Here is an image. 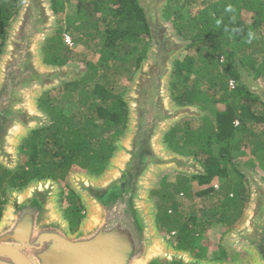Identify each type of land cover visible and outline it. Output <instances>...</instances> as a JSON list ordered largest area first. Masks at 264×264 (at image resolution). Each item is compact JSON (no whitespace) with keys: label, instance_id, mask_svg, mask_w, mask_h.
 Listing matches in <instances>:
<instances>
[{"label":"trees","instance_id":"1","mask_svg":"<svg viewBox=\"0 0 264 264\" xmlns=\"http://www.w3.org/2000/svg\"><path fill=\"white\" fill-rule=\"evenodd\" d=\"M68 1L50 0L53 14L63 12ZM75 1L78 8L74 20L64 27L58 26L45 39L42 60L52 66L69 64L70 49L64 35L98 54V60L85 61L79 78L64 81L39 96L37 107L48 117L47 123L22 139L18 147L22 158L14 169L0 165L1 194L10 189L20 190L34 181L59 182L76 167L89 175L102 173L117 149L116 142L127 129L128 106L118 85L124 72L138 70L150 40L140 0ZM172 1L178 4L174 9ZM194 1L165 0L162 17L174 34L188 40L185 49L189 50L174 59L169 91L176 105H196L205 113L194 122L186 119L174 123L165 133L163 143L173 152L193 156L203 170L191 177H177L168 190L164 182L150 195L155 196L158 231L174 232L175 248L201 258L204 252L202 248L196 250L194 244L200 234L214 223L224 228L234 224L249 199L250 190L238 158L246 153L245 149L264 158V102L243 80L245 74L264 83V55H257L258 50L264 51V46L261 40L262 48L254 41L261 36L257 26L264 24V0H209L203 9L190 15L189 6L195 5ZM20 2L0 0V55ZM82 2L93 6L85 8ZM242 11L251 13V24L240 19ZM191 47L201 50L198 58L190 53ZM197 62L205 66L195 70ZM192 74L200 79L210 77L206 85L196 84ZM230 80L235 83L232 88L228 87ZM69 104L81 109L66 114L62 106ZM213 104L220 107L211 112L212 117L208 110ZM198 119L200 122L194 126ZM258 165L264 179V160ZM245 166L253 169L254 163L248 161ZM230 172L235 173V179L228 178ZM193 185L197 188L194 194ZM177 194L200 199L184 214L175 198ZM66 200L63 214L69 225L76 228L83 207L72 190Z\"/></svg>","mask_w":264,"mask_h":264},{"label":"water","instance_id":"2","mask_svg":"<svg viewBox=\"0 0 264 264\" xmlns=\"http://www.w3.org/2000/svg\"><path fill=\"white\" fill-rule=\"evenodd\" d=\"M153 1L140 3L151 46L124 97L125 134L102 173L84 172L69 179L86 214L71 231L56 204L51 179L8 190L0 214V264H264V184L259 182L250 189L249 212L232 237L234 255H245L249 263L195 257L175 248L156 227L150 191L159 173L177 170L191 177L203 170L193 156L166 152L164 135L182 116L203 111L178 106L170 97L172 65L185 45L172 37ZM53 17L50 0H23L6 37L0 60V165L7 169L16 166L26 133L47 123L37 107L39 96L85 70L42 61L41 44L54 28ZM257 83L251 77L247 85L264 102V88Z\"/></svg>","mask_w":264,"mask_h":264},{"label":"rangeland","instance_id":"3","mask_svg":"<svg viewBox=\"0 0 264 264\" xmlns=\"http://www.w3.org/2000/svg\"><path fill=\"white\" fill-rule=\"evenodd\" d=\"M23 1V0H21ZM143 0H140V3ZM144 1H153V0H144ZM196 1V2H195ZM194 3L195 5H190L189 7H191V13H194L195 11L197 12L198 10L203 9L207 3H205V1H209V0H195ZM214 1V0H211ZM153 2H157L158 4L155 6L157 13L159 15V18L161 19V21L167 25L170 33L172 34V37L178 41L181 42L182 44H184L186 46V42L188 40H184L181 39L179 36H177L176 34H174L173 30L170 28L169 26V22L166 21L163 17H162V12H163V8H164V4H165V0H156ZM193 2V1H191ZM21 3V2H20ZM143 3V2H142ZM83 6H85V8H91L93 6V3H84L82 2ZM172 8H176L178 6V4L175 3V1H172L171 3ZM154 7V6H153ZM77 3L75 0H69L66 4H65V9L63 12H61L58 15H54V28L53 30H51L48 34V36H51L55 30L58 28V26H65L68 23L72 22L75 18L76 15V11H77ZM187 11V13H189L190 11H188L187 9H185ZM96 15L98 14V12L95 13ZM240 19L245 22L246 24H251L252 22V15L249 12L246 11H242ZM17 21V14L13 17V19L11 20L10 26L7 28V35L6 37L10 36L11 33V29L13 27H15L14 25L15 22ZM258 31H260L259 34H261V36H257L254 38L255 41V45L258 47H261V45L259 44V41L261 40L263 42V46H264V24H260L259 26H257ZM47 36V37H48ZM68 37V38H66ZM46 39V37H45ZM45 39L43 40L42 44H41V49L42 46H44L45 44ZM67 39V40H66ZM64 42L65 44L69 47L70 52H69V61L67 65H78L80 68H83L84 62L88 61V62H96L98 60V54L93 53L92 50H88L87 48H85L84 46H82L81 44H76L71 40V37L69 35H64ZM69 42V43H68ZM151 43L148 46V49L150 48ZM252 47V46H251ZM225 48L227 49L228 46L226 45ZM262 48V47H261ZM147 49V50H148ZM6 48H4V53H5ZM187 52H189V50H186L185 47H183L178 56L182 57L184 54H186ZM200 52L201 50L198 47H191L190 49V53H192L194 55L195 58H198L200 56ZM202 53V52H201ZM264 55V51L263 50H258L257 51V55ZM41 55V59L43 57L42 52L40 53ZM4 54H2V56L0 57V60L3 58ZM220 58V62H221ZM43 61V60H42ZM199 66H205V64H202L201 62H197L193 68L196 70L199 68ZM137 72V70H136ZM136 72L133 71V69L131 68V70H129V72H124L123 76L120 79L119 82V90L121 92H123V96L125 97L127 94H129L131 86H132V82L136 77ZM210 77V75H208V78ZM192 81H194L196 84H205L206 81L208 80V78H198L197 74H192L191 75ZM251 78V76H246L245 74H243V79H244V83L247 85V82L249 81V79ZM254 83L258 82L257 84L259 86H262L264 88V83L262 81H260V79L258 80H254ZM203 82V83H202ZM206 85V84H205ZM235 85L234 82H228V87L232 88ZM58 86V85H57ZM248 86V85H247ZM56 87V86H55ZM251 87V86H250ZM249 88V86H248ZM254 88V87H253ZM49 90V89H48ZM52 93H50L51 95L55 94V90L51 91ZM221 92V91H219ZM255 95L259 96L256 92ZM174 104V103H173ZM62 104H60L61 106ZM193 108H195V110H197L198 108L196 107V105L192 106ZM220 105L219 104H213L209 106V110L208 113L212 116L213 114H211V112L213 113V111L216 108H219ZM62 108L64 109V112L66 114L71 113L73 110H79L81 109V106H72V104L69 105H63ZM205 112L203 111V114ZM202 115V114H201ZM195 117H189V116H182L178 121L181 120H186V119H194L191 122H194L195 120H197ZM213 117V116H212ZM200 119H198L197 123L194 125L196 126L200 121ZM176 121V122H178ZM174 122V123H176ZM174 123H171L170 128L172 127V125ZM262 126H260L259 128L261 129ZM169 128V129H170ZM29 134V132L26 133L25 137ZM164 144V143H163ZM165 145V144H164ZM166 152H173L172 150L168 149L167 147L163 148ZM245 154L242 155L241 157L238 158V162L240 163V169L242 170V172L245 174V178L247 180L246 184L248 186L249 189H251L252 191L255 190L256 185L254 183L259 182L260 184H264V179L262 178V169H260L258 163L260 162V160H264V158H260L258 156H254L249 152V149H245ZM190 156V155H188ZM20 157L22 158V156L17 157L16 162L18 164V161L20 159ZM192 161H197L195 158L194 160L192 159ZM253 162L254 163V167L253 169L247 168L245 166V163L247 162ZM198 162V161H197ZM16 164V165H17ZM16 167V166H15ZM14 167V168H15ZM4 168V167H3ZM13 168V169H14ZM84 171L80 170L79 168H74L69 175L67 176V178L59 181V182H55L56 184V192H55V199H56V204L58 206L59 211L62 212V210L65 208V206L67 205V200H66V196L67 193L70 189L69 186V179L70 177H72L75 174H83ZM182 175H186L189 176V174H186L184 172L181 171H177V170H165L159 173V175L157 176L156 179V184L155 186L151 189V190H157L160 188V186H162V184H164V182L166 183L165 189L168 190V188H171L173 186V184L176 182V178ZM235 173L234 172H230L229 177L231 180L235 179ZM263 180H262V179ZM35 182V181H34ZM33 183V182H31ZM213 183L218 184L217 180L214 179ZM197 190V188L195 187V185L192 186L191 188V193L194 194V192ZM250 190V194L253 193ZM151 192V191H150ZM249 196H252V194ZM7 196H8V191H6L4 194L0 193V207H3L6 203L7 200ZM151 198L155 199L154 195H150ZM176 200L180 203L179 209L181 211L184 212V214H187L189 211V207L192 204H195L198 202V200L200 199V197L197 196H193L191 197H187L185 195L182 194H177L175 195ZM250 199H248L247 204L245 205L244 209H243V213L242 215L235 221L234 224L228 226L227 228L222 227L221 225H219L218 223H214L210 226H208V228H206L205 231H203L200 236L197 238L196 242L194 244H196V250H198L199 248H202L203 256L201 258H204L206 260H210V261H221L224 263H239L240 259L242 260V262H246L249 263V261H247V259L245 258V255L242 254H238V257L234 255V249H233V245H232V237H233V233H235L244 223V220L246 218L247 213L249 212L250 206L251 204ZM155 204V202H154ZM86 212V209L83 208ZM86 214V213H85ZM164 232L162 231L161 234L165 237V239L169 240L170 242H172L171 244L173 245L176 242L175 239V235L172 234V236L170 238H167L165 235L163 234ZM190 252V251H189Z\"/></svg>","mask_w":264,"mask_h":264},{"label":"built area","instance_id":"4","mask_svg":"<svg viewBox=\"0 0 264 264\" xmlns=\"http://www.w3.org/2000/svg\"><path fill=\"white\" fill-rule=\"evenodd\" d=\"M66 38H68V37H66ZM67 40V39H66ZM69 43V42H68ZM230 82H233L232 80H230ZM214 185V187H218V184H216V183H214L213 184ZM80 213H81V215H84L86 212H85V210L82 208L81 209V211H80ZM172 234H174V232H170L168 235H166V237L167 238H170L171 236H172Z\"/></svg>","mask_w":264,"mask_h":264},{"label":"flooded vegetation","instance_id":"5","mask_svg":"<svg viewBox=\"0 0 264 264\" xmlns=\"http://www.w3.org/2000/svg\"><path fill=\"white\" fill-rule=\"evenodd\" d=\"M250 190V189H249ZM69 192V191H68ZM250 194V193H249ZM71 231H74L76 228L70 226Z\"/></svg>","mask_w":264,"mask_h":264}]
</instances>
